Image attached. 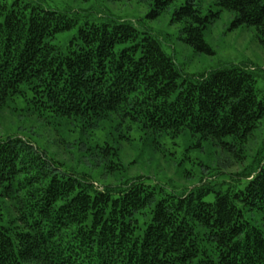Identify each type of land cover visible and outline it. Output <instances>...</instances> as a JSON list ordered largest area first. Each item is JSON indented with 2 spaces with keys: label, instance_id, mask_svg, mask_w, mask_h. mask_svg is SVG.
Wrapping results in <instances>:
<instances>
[{
  "label": "trees",
  "instance_id": "1",
  "mask_svg": "<svg viewBox=\"0 0 264 264\" xmlns=\"http://www.w3.org/2000/svg\"><path fill=\"white\" fill-rule=\"evenodd\" d=\"M149 1L157 15L176 0ZM214 5L202 14L184 0L173 12L195 51L211 52L204 30L222 10L234 12L230 28L264 33V0ZM75 24L64 12L0 0V108L50 113L87 139L115 113L154 134L188 133L226 149L264 117V92L243 63L179 80L159 41L125 20L85 22L53 42ZM93 146L117 168V147ZM243 179L212 200L207 187L157 196L141 178L98 188L33 141L0 137V264H264V233L244 216L264 215V161Z\"/></svg>",
  "mask_w": 264,
  "mask_h": 264
},
{
  "label": "rangeland",
  "instance_id": "2",
  "mask_svg": "<svg viewBox=\"0 0 264 264\" xmlns=\"http://www.w3.org/2000/svg\"><path fill=\"white\" fill-rule=\"evenodd\" d=\"M13 0H8L12 2ZM30 6L64 12L76 20L73 28L53 39L63 44L85 22L100 23L120 19L131 22L140 33L155 37L170 55L183 78L200 74L229 63H243L253 69L255 86L264 92V33L253 26L230 28L234 12L222 10L204 30L211 52L195 51L182 39V22L173 21V12L184 0H176L157 15H152L149 0H20ZM215 0H194L199 11L217 10ZM18 135L33 141L49 156L61 161L62 168L83 173L102 188L141 178L164 192L181 194L190 189L209 188L205 200L216 191L243 188L247 174L256 172L264 161V117L246 140L231 149L215 140L197 142L188 133L177 136L154 134L134 121H124L112 113L92 138L79 136L71 124L45 113L42 117L26 111L0 108V137ZM108 142L118 149L117 168L108 167L109 156L94 143ZM242 178V179H241ZM5 204V203H4ZM8 209L5 207L4 212ZM9 212V211H8ZM8 214V213H7ZM245 218L264 233V215L247 210Z\"/></svg>",
  "mask_w": 264,
  "mask_h": 264
}]
</instances>
